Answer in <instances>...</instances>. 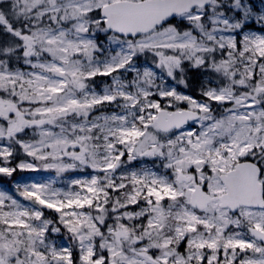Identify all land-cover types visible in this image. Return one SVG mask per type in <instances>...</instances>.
<instances>
[{
    "label": "snow or ice",
    "instance_id": "1",
    "mask_svg": "<svg viewBox=\"0 0 264 264\" xmlns=\"http://www.w3.org/2000/svg\"><path fill=\"white\" fill-rule=\"evenodd\" d=\"M41 171L0 264H264V0H0V175Z\"/></svg>",
    "mask_w": 264,
    "mask_h": 264
},
{
    "label": "rangeland",
    "instance_id": "2",
    "mask_svg": "<svg viewBox=\"0 0 264 264\" xmlns=\"http://www.w3.org/2000/svg\"><path fill=\"white\" fill-rule=\"evenodd\" d=\"M106 78H103V77H98L97 78V83L100 84L102 83ZM18 173V176L15 177L14 180H11L12 183L8 186H5L3 185L1 182H0V187H11L14 183V181L18 180V179H22L23 182H30L32 180H36V181H40V180H44V179H47L49 178L50 176L54 175L53 173H50V172H17ZM87 173H85L86 175ZM0 178H1V175H0Z\"/></svg>",
    "mask_w": 264,
    "mask_h": 264
},
{
    "label": "trees",
    "instance_id": "3",
    "mask_svg": "<svg viewBox=\"0 0 264 264\" xmlns=\"http://www.w3.org/2000/svg\"><path fill=\"white\" fill-rule=\"evenodd\" d=\"M16 176H18V173L14 174V176H13L11 179L6 178V177H3V176L1 175L0 182H1L3 185L8 186V185H10V184L12 183L11 180H14Z\"/></svg>",
    "mask_w": 264,
    "mask_h": 264
}]
</instances>
